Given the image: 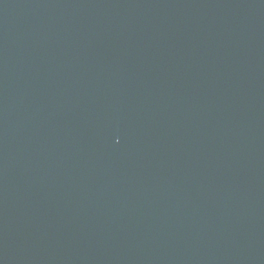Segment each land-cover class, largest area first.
<instances>
[{"label":"water","instance_id":"1","mask_svg":"<svg viewBox=\"0 0 264 264\" xmlns=\"http://www.w3.org/2000/svg\"><path fill=\"white\" fill-rule=\"evenodd\" d=\"M0 264H264V0H0Z\"/></svg>","mask_w":264,"mask_h":264}]
</instances>
